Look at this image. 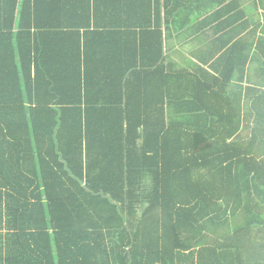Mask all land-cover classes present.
Instances as JSON below:
<instances>
[{"label": "trees", "instance_id": "16d2710c", "mask_svg": "<svg viewBox=\"0 0 264 264\" xmlns=\"http://www.w3.org/2000/svg\"><path fill=\"white\" fill-rule=\"evenodd\" d=\"M0 264H264V0H0Z\"/></svg>", "mask_w": 264, "mask_h": 264}, {"label": "crops", "instance_id": "0c3cea01", "mask_svg": "<svg viewBox=\"0 0 264 264\" xmlns=\"http://www.w3.org/2000/svg\"><path fill=\"white\" fill-rule=\"evenodd\" d=\"M180 38L175 34H171V32L165 33V43H166V51L168 64L175 63L178 65H185L191 67L190 63L198 62L197 59H193L191 52L193 51V44H189V36Z\"/></svg>", "mask_w": 264, "mask_h": 264}]
</instances>
